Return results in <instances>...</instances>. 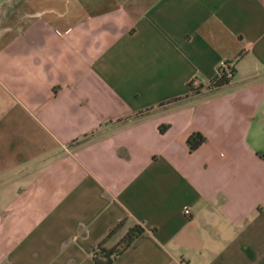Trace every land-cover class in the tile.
<instances>
[{
	"label": "crops",
	"instance_id": "obj_1",
	"mask_svg": "<svg viewBox=\"0 0 264 264\" xmlns=\"http://www.w3.org/2000/svg\"><path fill=\"white\" fill-rule=\"evenodd\" d=\"M22 2L0 41V262L94 264L137 224L110 264H264V0Z\"/></svg>",
	"mask_w": 264,
	"mask_h": 264
},
{
	"label": "trees",
	"instance_id": "obj_2",
	"mask_svg": "<svg viewBox=\"0 0 264 264\" xmlns=\"http://www.w3.org/2000/svg\"><path fill=\"white\" fill-rule=\"evenodd\" d=\"M231 80L229 77H226L223 70L217 69L215 76L209 83V87L213 89L219 88L224 85L227 81ZM200 86L194 87L193 85L189 86V95L199 93ZM179 99V98H178ZM167 125H160L159 130L161 132L165 131ZM204 141V136L196 131H193L187 138L186 142L190 151H193L195 148L200 146ZM73 143L70 142L68 145L71 146ZM119 225V224H118ZM113 231V228L110 229L106 236H109ZM143 232V228L140 225L134 224L129 227L120 239L112 246L106 248L103 246V241L105 237L98 242L91 251V259L94 264H110L111 261L120 253L125 247H127L132 240Z\"/></svg>",
	"mask_w": 264,
	"mask_h": 264
},
{
	"label": "rangeland",
	"instance_id": "obj_3",
	"mask_svg": "<svg viewBox=\"0 0 264 264\" xmlns=\"http://www.w3.org/2000/svg\"><path fill=\"white\" fill-rule=\"evenodd\" d=\"M5 2L0 7V41L6 39L11 33L10 30L4 32V29L8 26L12 28L22 23L23 19H18L17 16H21L25 11L29 10L28 4L23 3L22 0H6ZM0 264L7 263L1 261Z\"/></svg>",
	"mask_w": 264,
	"mask_h": 264
},
{
	"label": "built area",
	"instance_id": "obj_4",
	"mask_svg": "<svg viewBox=\"0 0 264 264\" xmlns=\"http://www.w3.org/2000/svg\"><path fill=\"white\" fill-rule=\"evenodd\" d=\"M217 69L223 70L225 76L226 77H229L230 79H232V77H233V70H232V64L230 62H228V61L221 62V64L218 66ZM193 86L196 87L197 86V83L194 82L193 83ZM185 212L188 213V210H185Z\"/></svg>",
	"mask_w": 264,
	"mask_h": 264
}]
</instances>
